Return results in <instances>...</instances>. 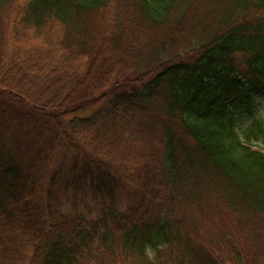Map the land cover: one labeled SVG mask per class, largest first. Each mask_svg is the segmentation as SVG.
<instances>
[{
	"label": "trees",
	"instance_id": "1",
	"mask_svg": "<svg viewBox=\"0 0 264 264\" xmlns=\"http://www.w3.org/2000/svg\"><path fill=\"white\" fill-rule=\"evenodd\" d=\"M259 98L264 0H0V264H264Z\"/></svg>",
	"mask_w": 264,
	"mask_h": 264
},
{
	"label": "rangeland",
	"instance_id": "2",
	"mask_svg": "<svg viewBox=\"0 0 264 264\" xmlns=\"http://www.w3.org/2000/svg\"><path fill=\"white\" fill-rule=\"evenodd\" d=\"M17 11H18V7L15 6L14 8H12L11 13L12 16L17 15ZM260 106L257 110V115L259 118L264 119V98H259L258 99ZM251 124V120L249 119H245L241 122V129H246L249 125ZM242 134V131H241ZM52 205L56 208H58L60 210V213L63 214H74V213H81L85 216L89 215L88 210L86 209L85 204L81 203L79 206L78 210H75V207L73 205V200L70 197L67 196H60V201L58 203H55L54 201H51ZM195 210V212H197V205L193 206V211ZM175 216H173L174 218H178L180 217L181 219H184V221H187V218L190 217L184 213L183 210L177 209L175 210V213L173 214ZM198 228H201L203 230H201V232L199 233V235L194 236L191 232H193L194 230L191 228H187V232L183 231L184 235H186V233H188L191 237V240H193V244L195 243H203V244H207V241L209 239H213V237H215V235L217 234L218 229L213 230L212 227V221H208V220H204L202 225ZM184 237V236H183ZM192 244V245H193ZM225 249V248H224ZM221 253V252H220ZM223 255V253H221ZM164 259L166 261H169L170 259V255L169 254H164Z\"/></svg>",
	"mask_w": 264,
	"mask_h": 264
}]
</instances>
